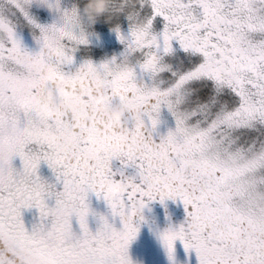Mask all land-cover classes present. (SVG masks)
<instances>
[{"label": "snow or ice", "instance_id": "obj_1", "mask_svg": "<svg viewBox=\"0 0 264 264\" xmlns=\"http://www.w3.org/2000/svg\"><path fill=\"white\" fill-rule=\"evenodd\" d=\"M32 3L0 2V264H133L134 218L167 200L185 210L158 235L171 264L177 241L195 264H264V0H137L128 31L113 29L119 55L75 71V52L89 44L79 7L47 0L59 16L39 23ZM19 18L42 34L38 48L17 34ZM178 52L182 71L167 62ZM126 99L140 118L118 127L105 108ZM165 110L174 127L162 134ZM56 130L65 135L54 143ZM42 163L62 190L38 175ZM111 179L129 187L106 204L109 217L89 196L103 200ZM34 181L46 184L41 197ZM33 208L29 231L22 210Z\"/></svg>", "mask_w": 264, "mask_h": 264}, {"label": "flooded vegetation", "instance_id": "obj_2", "mask_svg": "<svg viewBox=\"0 0 264 264\" xmlns=\"http://www.w3.org/2000/svg\"><path fill=\"white\" fill-rule=\"evenodd\" d=\"M167 62L176 70L182 71L186 63L185 54L178 52L176 56L168 58ZM76 68H72V71H75ZM170 127H174V122L165 110L162 112L159 131L162 134H166ZM115 167H118V162H114V169ZM44 172L47 176H52L51 183H57V190H62V184L56 181L54 174L46 164H44ZM132 173L133 170L129 169L127 174ZM52 202L54 206V199H52ZM89 202L93 211L110 217V209L102 199L90 194ZM142 215L144 217L143 221L140 220V217L134 218L135 222L139 224L140 230L137 238L131 243L129 248V255L133 264H171L158 235L169 227L176 228L184 222L185 210L182 203L167 200L162 205L159 201H155L144 209ZM88 224L90 230L95 232L98 227V218L90 215ZM73 230L77 233L80 231L78 222L75 219L73 220ZM175 261L176 264H195V257L193 254L191 259H189L182 244L177 241Z\"/></svg>", "mask_w": 264, "mask_h": 264}, {"label": "rangeland", "instance_id": "obj_3", "mask_svg": "<svg viewBox=\"0 0 264 264\" xmlns=\"http://www.w3.org/2000/svg\"><path fill=\"white\" fill-rule=\"evenodd\" d=\"M0 2H2V0H0ZM116 2L118 3V0H116ZM83 3L84 0H61L60 6L68 7L72 4H76L78 7H82ZM134 7H139V5L136 3L129 5L130 10ZM29 12L39 23L51 22L53 18H58L59 16L57 7L48 5L47 0H33ZM119 16V21L116 22L115 25L102 26V23L98 22L95 25L87 26L89 44L80 46L75 52V63L72 68L79 67V65L86 60H91L99 64L105 60L111 59L113 56L119 55L122 51V45L117 40L116 33L113 29L119 26L123 32L128 31L127 14L124 13ZM16 31L30 47L38 48L40 46L42 34L23 18L17 20ZM173 69L176 70L175 68ZM13 164L17 169L22 167L19 158H16ZM38 175L42 180L51 183L52 176L46 175L43 163L38 169ZM46 202L49 207L53 206L52 199ZM22 219L26 229L31 231L33 226L39 223V213L34 208L23 209Z\"/></svg>", "mask_w": 264, "mask_h": 264}, {"label": "clouds", "instance_id": "obj_4", "mask_svg": "<svg viewBox=\"0 0 264 264\" xmlns=\"http://www.w3.org/2000/svg\"><path fill=\"white\" fill-rule=\"evenodd\" d=\"M137 0H84L82 7L78 8L79 19L87 26L95 25L98 22H111L115 16L120 14H130L129 5L136 3ZM135 29L138 33L147 31V26L142 22L135 24ZM82 88L87 87L86 81H81ZM105 115L116 126L126 125L131 120H138L140 113L132 99H126L122 103L106 106ZM64 132L56 130L52 133L54 143L60 142L64 138ZM70 143L72 146H78L79 140L77 137H71ZM88 156H94V152L89 149ZM49 159L55 160L57 154L50 152ZM128 183L121 182L117 179H111L104 184L103 202L105 204L118 203L128 191ZM30 191L37 197H41L46 191V184L43 181H34L30 185Z\"/></svg>", "mask_w": 264, "mask_h": 264}, {"label": "trees", "instance_id": "obj_5", "mask_svg": "<svg viewBox=\"0 0 264 264\" xmlns=\"http://www.w3.org/2000/svg\"><path fill=\"white\" fill-rule=\"evenodd\" d=\"M119 18H120V16L118 15V16H115V17L112 19L111 22L105 23V22L101 21L102 26L115 25V23L119 21Z\"/></svg>", "mask_w": 264, "mask_h": 264}]
</instances>
